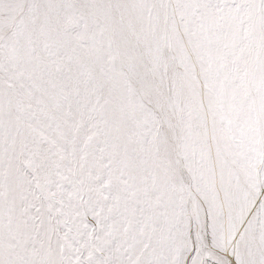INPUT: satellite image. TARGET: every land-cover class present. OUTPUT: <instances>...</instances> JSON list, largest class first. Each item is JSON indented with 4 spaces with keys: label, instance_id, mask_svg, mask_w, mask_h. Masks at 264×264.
<instances>
[{
    "label": "snow or ice",
    "instance_id": "1",
    "mask_svg": "<svg viewBox=\"0 0 264 264\" xmlns=\"http://www.w3.org/2000/svg\"><path fill=\"white\" fill-rule=\"evenodd\" d=\"M0 264H264V0H0Z\"/></svg>",
    "mask_w": 264,
    "mask_h": 264
}]
</instances>
